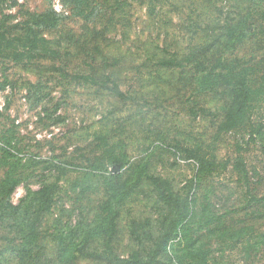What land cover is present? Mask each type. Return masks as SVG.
Wrapping results in <instances>:
<instances>
[{
    "label": "rangeland",
    "instance_id": "1",
    "mask_svg": "<svg viewBox=\"0 0 264 264\" xmlns=\"http://www.w3.org/2000/svg\"><path fill=\"white\" fill-rule=\"evenodd\" d=\"M48 10L64 18L57 29L44 31L60 59L16 63L0 57V179L9 151V162H18L26 176L12 197L14 204L28 188L37 191L56 182L59 190L34 246L22 244L26 219L0 221V264H124L133 251L144 255L153 244L135 242L130 224L136 219L154 238L160 234L162 210L148 184L122 207L109 248L105 237L97 236L82 251L81 233L104 216L106 177L119 173L127 178L139 164L169 180L174 192L190 194L196 216L191 235L178 230L158 264H192V256L196 262L207 257L208 264H264V200L252 199L264 198V140L251 141L244 132L218 137L216 125L226 106L221 90H203L191 65H158L173 53L180 59L196 53L201 60H246L263 70L264 2L86 0L76 5L70 0H8L0 8V20L6 15L9 32L24 34L17 25L27 12ZM245 19L250 20L249 37L232 48L227 26ZM68 74L109 75L133 99L121 100ZM262 75L264 71L258 84L264 82ZM253 121L264 125V100ZM109 145L123 165L100 170L95 161ZM186 150L232 164L200 175ZM238 156L246 162L247 179L233 168ZM1 209L0 202V217ZM210 217L219 220L204 227ZM71 241L74 259L65 254Z\"/></svg>",
    "mask_w": 264,
    "mask_h": 264
},
{
    "label": "trees",
    "instance_id": "2",
    "mask_svg": "<svg viewBox=\"0 0 264 264\" xmlns=\"http://www.w3.org/2000/svg\"><path fill=\"white\" fill-rule=\"evenodd\" d=\"M7 1L0 0V8ZM70 1L76 5H83L86 2V0ZM260 1L264 2V0ZM16 4L17 2L13 1V5ZM80 13L84 15L83 11ZM4 17V20H0V57L9 58L16 63L32 62L37 59L56 61L61 58L60 51L53 47L44 31L57 29L64 19L63 16L53 10L42 13L27 12L23 24L17 25L24 27V34L9 32L7 16ZM250 31L249 19L228 24L226 38L229 46L234 48L244 44ZM158 65L167 69H182L186 65H191L199 73L197 83L203 90L209 92L221 90L226 99V106L223 119L216 125L218 137L233 132H244L251 141L264 140V125L256 124L253 121L255 110L264 100V82L257 83L258 76L264 71V68L263 70L258 69L257 66L250 65L246 60L228 61L221 56L213 61L201 60L196 56V53H190L181 59L173 53L170 58L162 57ZM259 66L264 67V64L261 62ZM67 76H71L78 82L108 91L121 100L133 99L123 92L118 82L109 75L98 77L92 74H68ZM261 78L264 80V75ZM34 87L38 89L37 86ZM5 140L8 145L12 146L11 139L5 138ZM186 152L187 158L197 163L200 175H212L220 169L227 170L232 164L231 161L219 162L215 156L208 158L193 150H186ZM7 155V164L3 168L4 174L0 179V202L2 204L0 221L26 219L27 223L23 225L21 231L24 234L22 244L28 248L40 240L39 228L43 223L44 216L54 206L59 184L56 182L47 183L37 191L28 188L25 198L19 204H14L12 197L17 188L24 183L26 176L19 168L18 162H9L13 154L7 151ZM95 163L99 165L100 170H108L110 166L123 165V161L115 154L110 145L104 150L102 156L96 159ZM233 168L239 175L247 179V165L242 156L235 159ZM145 184H148L152 189L156 196V202L162 210L158 217L160 234L154 238L151 233L143 230V225L139 224L138 220L132 219L131 238L141 245L145 241H149L153 246L149 249L145 247L144 255L141 250L133 251L124 264H158V258L163 254L169 240L175 236L174 234L178 230L182 229L191 235L190 230L196 216L191 207L190 194L182 195L174 192L169 180L151 174L147 165L139 164L127 178L119 173L106 177L107 198L101 206L104 216L98 217L92 224L81 230L83 234L82 251L88 248L87 245L97 236L105 237L106 245L108 248L110 247L118 233V220L122 207L127 205ZM252 199L257 202L264 200V198L257 197ZM29 211H31V215H29ZM218 220L212 217L207 218L204 227H208ZM236 236L239 234L236 233ZM262 237L264 238V236ZM67 243L65 254L69 258H76L74 242ZM186 257L187 255L184 254L182 260L185 261ZM196 258L197 256H192L190 262L192 264H208L209 262L207 257L199 259V262H196Z\"/></svg>",
    "mask_w": 264,
    "mask_h": 264
}]
</instances>
